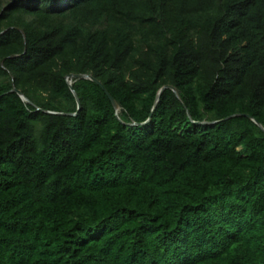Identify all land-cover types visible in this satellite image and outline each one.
<instances>
[{"label": "trees", "instance_id": "obj_1", "mask_svg": "<svg viewBox=\"0 0 264 264\" xmlns=\"http://www.w3.org/2000/svg\"><path fill=\"white\" fill-rule=\"evenodd\" d=\"M250 117L264 0H0V264H264Z\"/></svg>", "mask_w": 264, "mask_h": 264}, {"label": "water", "instance_id": "obj_2", "mask_svg": "<svg viewBox=\"0 0 264 264\" xmlns=\"http://www.w3.org/2000/svg\"><path fill=\"white\" fill-rule=\"evenodd\" d=\"M68 77H75V78H88V79L94 80L97 84H99V85L101 86V88L103 89V91L105 92V94L108 96V98H109L111 104L113 105V107H114L116 110H118L119 106H118L116 100L114 99V97L108 92V90L103 86V84H102L99 80L95 79V78L92 77L90 74H70V75L67 76V78H68ZM68 83H69L70 89H71V91H72V93H73V95H74V97H75V99H76L77 110H79V109H80V100H79V98H78L76 92L74 91V89H73V87H72V85H71V82L69 81ZM165 88H170V89L173 90V91L175 92V94L177 95V92H176V90H175V88H174L173 86H171V85H164V86H162V87L159 89L158 93H157V97H156V100H155V103H154V107H155V104H156L157 101H158L159 95L161 94V92H162ZM12 91L17 92V93L19 94V96H20L23 100H25V101L28 100L27 97H26V96H25V95H24L19 89L13 87V88H12ZM48 112H50V113H54L53 111H48ZM76 113H77V112H75V113H68V114H70V115H76ZM229 117H230V116H229ZM227 118H228V117H227ZM250 118H251V119H252V120H253V121H254V122H255V123H256V124L262 129V130H263V132H264V127H263V126H262L257 120H255L254 118H252V117H250ZM148 120H149V119H148ZM148 120H146L144 123H146ZM202 123L207 124V123H209V122L204 121V122H202Z\"/></svg>", "mask_w": 264, "mask_h": 264}]
</instances>
